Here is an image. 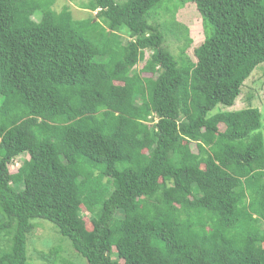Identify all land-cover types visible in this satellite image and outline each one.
I'll list each match as a JSON object with an SVG mask.
<instances>
[{
	"label": "trees",
	"instance_id": "1",
	"mask_svg": "<svg viewBox=\"0 0 264 264\" xmlns=\"http://www.w3.org/2000/svg\"><path fill=\"white\" fill-rule=\"evenodd\" d=\"M170 1L201 17L193 57ZM53 3L0 0V264H29L36 218L86 264H264L260 111H213L264 63V0Z\"/></svg>",
	"mask_w": 264,
	"mask_h": 264
},
{
	"label": "rangeland",
	"instance_id": "2",
	"mask_svg": "<svg viewBox=\"0 0 264 264\" xmlns=\"http://www.w3.org/2000/svg\"><path fill=\"white\" fill-rule=\"evenodd\" d=\"M88 0H54L53 8L56 11H60L64 7H67L74 19H81L90 16H94V12L82 8V4ZM175 1H170L167 7H170L168 11L165 10L166 6H162L157 10L156 22L162 24V26H168L164 28V45L174 55L178 54L180 47L184 43V34L178 32L177 23L188 28V35L191 38V44L186 49L189 56L193 57V49L200 44L204 38V31L202 27V21L200 15L197 13L195 7L187 2L181 7H177L172 13V6ZM34 19H38V16H34ZM96 20V18H95ZM173 21V25H167ZM122 41L130 39L128 34L124 31L121 32ZM149 54V51H145V57ZM143 65V61H139L135 69H140ZM144 76L150 75L149 73H143ZM247 106L256 107L260 111V128L263 143H264V63H261L255 67L250 75L243 81L240 93L235 98L234 103L230 107H224L221 104H217L215 109H241ZM211 111V113L213 112ZM222 128V125H219ZM193 146V145H192ZM28 158V153L23 152L12 159L8 165L9 170L14 172L17 167L22 163V160ZM82 214L85 219L86 225L89 226L88 215L82 208ZM36 223V227L28 235L25 250L27 251V259L29 264H60L62 260L68 259L76 264H86L84 258L79 256L74 250L71 249L69 241L58 234L55 226L48 220L36 218L33 219ZM53 247L58 248L59 253H51L50 249ZM43 254V255H42ZM46 256V258H44Z\"/></svg>",
	"mask_w": 264,
	"mask_h": 264
}]
</instances>
